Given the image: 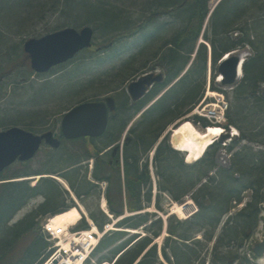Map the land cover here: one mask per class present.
I'll return each mask as SVG.
<instances>
[{
    "label": "trees",
    "instance_id": "obj_1",
    "mask_svg": "<svg viewBox=\"0 0 264 264\" xmlns=\"http://www.w3.org/2000/svg\"><path fill=\"white\" fill-rule=\"evenodd\" d=\"M63 1L65 7L62 13L70 15L66 25L71 21L77 23L73 20L72 14L80 13L86 4L89 5L87 0ZM155 2L163 7L161 10L152 11L144 18V25L159 13L179 11L183 16L180 27L174 28L151 59H157L156 64L164 71L166 76L164 82L143 99L137 101L126 99L118 103L116 110L111 113L106 132L100 137L104 140L103 146L95 143V139L74 140L81 141V147L84 148L81 155L72 154L61 147L41 170L61 174L77 194L82 196L90 193L95 184L88 178V171L83 172V166L81 169L73 166L90 156H95L92 175L97 180L108 181L109 204L115 215H121L125 211L124 188L129 210L142 209L145 200L147 204L151 203L149 152L166 127L193 108L202 97L207 82L209 50L208 46L202 43L186 74L145 109L137 125L130 130L128 140L123 146L124 175H122L119 144L115 146L114 144L120 141L125 128L136 113L184 69L194 53L210 10L209 0H155ZM105 6L103 4L95 9L90 7L93 15H96L87 21L95 22L103 16L113 21L112 17L120 14L119 10L115 14L111 12L116 9L115 7ZM254 6L257 7L258 13L250 12V8ZM243 15L248 17L239 25L238 21L242 20ZM211 27L212 34L207 31L205 37L212 42L215 70L219 58L225 52L246 46L252 49V54L246 58L243 65V77L229 93L232 97L227 110V120L229 124L239 128L240 136L235 137L234 142L227 146L232 152L229 167H221L217 163V155L222 147L219 143L208 148L201 159L191 164L185 162L184 155L174 149L167 138L158 145L154 163L159 177V190L177 201H182L185 196L191 194L199 205V211L189 219L179 220L171 217L175 222L168 227L170 233L162 246V254L171 264H206L208 241H212L216 236L223 217L236 205L241 204L245 200V193L250 191L251 195L243 207L228 216L217 236L208 264H259L253 246L249 247L248 251L245 250V245L246 240L253 235L260 221L264 219L262 215L264 148L261 147L264 146V0H223L211 16ZM210 29L208 27V30ZM136 30H140V26ZM129 32L132 33L126 30L115 35L110 42L114 43L116 39L128 35ZM235 32L238 34L234 35ZM122 86L118 84L117 88ZM212 87L216 88L214 79ZM195 119L203 120L204 125L209 123L200 116H195ZM242 140L251 143L238 146ZM107 147L111 149L110 154L100 155ZM107 154L111 155V158H108ZM59 166L67 170L56 168ZM17 174L0 173V180L15 177ZM146 188L147 192L143 194ZM65 192L59 182L52 177H43L34 186L29 180L0 182V264L43 263L50 242L41 231L40 217L63 210L67 206L63 200ZM37 195H43L45 200L22 219L11 223L16 212ZM159 197L157 205L161 207ZM92 216L100 227L109 220L102 211H93ZM152 216L153 214L148 212L131 215L120 221L119 225L137 228L145 225ZM81 226L86 227L88 224L85 222ZM147 228L150 235L128 248L115 264H134L154 238L161 234L162 218L153 220ZM200 233L204 239L197 237ZM128 234L126 230H117L105 236L94 254L98 256L97 261L100 263L112 260L138 236L131 234L124 239ZM159 262L158 245L154 243L136 264Z\"/></svg>",
    "mask_w": 264,
    "mask_h": 264
},
{
    "label": "rangeland",
    "instance_id": "obj_2",
    "mask_svg": "<svg viewBox=\"0 0 264 264\" xmlns=\"http://www.w3.org/2000/svg\"><path fill=\"white\" fill-rule=\"evenodd\" d=\"M87 1L89 5L86 4L84 10H81L80 13L74 12L76 15L72 14L73 20L77 21V23L71 21L69 25L75 26L78 29H81L83 26L88 24L92 25L95 29L93 46L81 51L74 59L55 66L47 73L40 74L33 70L30 57L24 49V43L30 37H41L54 31L55 29L64 27L66 25L65 23H68L67 19L70 15L62 13V9L65 7V5L63 7L64 1L0 0V131L2 128L4 129L7 126L17 124L38 133L52 129L56 134H61V119L63 113L73 105L87 99H101L107 95L115 96L117 102L119 103L130 97L127 90V86L130 81L137 78L139 75H143V73L147 70H153L154 72L162 70V68L156 64L157 59H151L153 58L154 53L160 49L161 44L172 34L173 30H175L174 28H178L182 24L183 16L179 13V11H174L169 14L159 13L155 15L151 21L144 25V18H146L152 11L161 10L160 8L163 7L155 2V0ZM222 1L223 0H209L210 12L206 17L204 28L198 38L194 53L182 70L183 72H185V70L192 64L193 60L197 56V48H199L202 43H205V41L209 43L208 44L206 42L205 44L208 48L210 46L212 53V42L210 39L205 37V34L207 31L212 34L211 16ZM102 3L106 5L105 7H115L116 9L111 12L115 14L119 10L120 14L114 15L112 17L113 21H111V18L105 19L104 16L100 20L97 19L95 22L87 21L89 18L96 15H93L94 13L91 9L101 7V5H103ZM81 8H83L82 2ZM253 11L258 13L257 7H251L250 12ZM210 13H212L211 16H209ZM249 15L250 14H248V16ZM75 16L77 17L75 18ZM248 16L243 15L242 20L238 21L239 25L243 24L245 18ZM114 22H116V26H114ZM138 26H140V30L137 31L136 28ZM141 26L143 28H141ZM208 27L211 29L208 30ZM126 30L131 31L132 33L130 34L129 32L128 35L116 39L114 43L108 47L98 49V47L108 44L112 38L115 37V35H118ZM233 34L237 35L238 32ZM248 51L249 53L252 52L251 47L246 46L245 48L240 47L239 49V52L244 54ZM209 62L210 60H208L207 82L204 87V92L206 91L204 93L205 101L202 105L207 106V104L217 102L220 104L222 101L231 102L232 96L229 94V89L232 87L230 85H223L225 86L224 88H228L229 90L225 94L216 91L217 93L213 96L210 91L207 92L210 70ZM211 68L212 74H215L213 59L211 61ZM118 84L123 86L121 88H117ZM163 91L164 89L153 97L145 105V108L158 99L159 96L163 94ZM203 108L197 110H200V112L205 114L206 111H204ZM194 111L195 109H193L192 114L190 113L189 116L195 115L196 112ZM141 112L142 110L137 112L125 128L119 141L120 148L123 147V143L127 139L130 130L135 127L137 122L140 120ZM184 117H186V115ZM179 120L181 121L179 118L176 121ZM221 121L228 124V120H224V118H221ZM173 124L174 122L170 123L166 127L165 131L171 128ZM238 132H240L239 128ZM103 141L104 140H101L100 138L95 139V143L100 146H103ZM230 142L234 141L229 137L224 141H220L219 144H230ZM250 143L251 142L249 141L242 140L238 146ZM81 145V141L66 140L63 147L71 151L72 154L76 153L81 155V151L84 150ZM261 147L264 148V146ZM90 149H92V146H90ZM152 150H154V147ZM221 150L222 152L226 151L225 149ZM56 153L57 150H51L50 146L44 145L43 149L40 150L32 160L27 163L18 161L9 167L4 173H8V175L15 173H18L17 175L31 174L15 177L13 179H9L8 181L21 180L27 177L33 184L38 180V175L41 174L32 173H38L43 170L46 167L48 160L51 157H54ZM109 154H107V156L108 158H111V155ZM190 161L194 162L193 159ZM91 163V159H86L82 162L83 172L87 170L89 177H92ZM76 167L81 169V162L79 165H76ZM56 168L63 169L62 166ZM63 170H67V168H64ZM24 171L27 172L20 173ZM155 177H157V174ZM61 178L62 180L60 179L59 184L63 189L67 190V185L65 184L67 181L64 177ZM158 192L159 189L156 188L155 190L154 186L153 204L146 210L159 212L152 213L153 220L157 219L158 215L162 216L161 218L164 226L163 231L154 239L158 245V254L161 255V258L166 263L171 264L162 255L161 247L170 233L168 227L172 222H175V220L171 217L174 216L180 219V215L174 213L175 202L178 201L172 199L169 194H167V196L163 193L160 199L161 207L159 208L157 205L154 206V201L157 200ZM250 195V191L245 193V200L243 203L236 205L232 209L234 213H236L243 206ZM189 198L192 197H186L185 201ZM43 200L44 197L42 195L31 198L16 212L11 220V223L19 221L26 214L33 211ZM63 200L67 204L66 207L81 205L89 212L101 210L98 205V202L100 203V198L97 187L85 196L80 197L78 203L72 197L70 191L63 193ZM156 214L158 215L156 216ZM262 214L264 217V211ZM169 215L171 216L169 217ZM44 217L45 216L40 217V222L44 219ZM227 219V216L223 217L216 231V236L212 241H208L206 245V248L209 249L207 252V264L212 256L211 253L217 236L221 232ZM151 222L152 220H150L148 224L150 225ZM115 229H118V227ZM146 229L148 228H142L141 230L147 232ZM197 237L204 239V236L201 233ZM263 237L264 219L260 221L259 226L256 228L253 235L246 240L247 245H245V250L247 249L249 251V247L255 246V244L261 241ZM126 238L127 237L125 236L124 239ZM204 252H206V249ZM258 262L260 264H264V256H262Z\"/></svg>",
    "mask_w": 264,
    "mask_h": 264
},
{
    "label": "water",
    "instance_id": "obj_3",
    "mask_svg": "<svg viewBox=\"0 0 264 264\" xmlns=\"http://www.w3.org/2000/svg\"><path fill=\"white\" fill-rule=\"evenodd\" d=\"M94 29L86 25L80 30L73 26L47 33L41 37L26 40L24 47L31 58L32 67L38 72H46L54 65L72 59L81 49L93 44ZM241 56L233 55L224 60L219 70L225 76L224 82L234 83L239 74ZM163 75L146 74L132 81L128 90L134 99L144 95L147 86ZM116 108V100L109 95L103 100H86L66 111L62 118V131L67 138L80 136H101L108 127L109 110ZM53 147L61 145V139L52 130L36 134L20 126H11L0 131V172L17 159L28 160L40 149L43 140ZM255 253L264 254V238L255 246ZM165 264V263H163Z\"/></svg>",
    "mask_w": 264,
    "mask_h": 264
},
{
    "label": "built area",
    "instance_id": "obj_4",
    "mask_svg": "<svg viewBox=\"0 0 264 264\" xmlns=\"http://www.w3.org/2000/svg\"><path fill=\"white\" fill-rule=\"evenodd\" d=\"M227 105L226 101L215 105H204L203 107H206L202 108L206 111L205 114L200 111L199 113L208 116L214 122L221 121ZM45 228L54 238H59L65 242V244L58 242L59 246L55 256H60V259L56 264H84L86 257L93 251L100 238V235L94 230L79 231L72 234L66 230L64 225L56 224L53 220H49L45 224ZM109 228L110 225H107L106 230Z\"/></svg>",
    "mask_w": 264,
    "mask_h": 264
},
{
    "label": "bare ground",
    "instance_id": "obj_5",
    "mask_svg": "<svg viewBox=\"0 0 264 264\" xmlns=\"http://www.w3.org/2000/svg\"><path fill=\"white\" fill-rule=\"evenodd\" d=\"M208 60L210 59L208 58ZM239 73L240 75L242 74L241 72ZM211 94L214 96L216 92H212ZM221 130V127L218 125L211 126L209 129L201 130L191 120L184 119L180 123V125L175 128L172 136V142L176 147L186 151L188 150L187 152L189 153L190 159H196L197 157L202 156L207 144L212 139H214L216 135L220 134ZM220 135L222 136L223 133H221ZM183 207L184 206H182L181 204L176 203V205L174 206V213H179L182 217H185V209ZM81 214L82 212L80 211V208L75 206L67 209L66 213H57L55 215V218L56 220H62L63 218H65L74 221ZM230 214H234L233 210L230 211ZM49 264H52V262H50Z\"/></svg>",
    "mask_w": 264,
    "mask_h": 264
},
{
    "label": "flooded vegetation",
    "instance_id": "obj_6",
    "mask_svg": "<svg viewBox=\"0 0 264 264\" xmlns=\"http://www.w3.org/2000/svg\"><path fill=\"white\" fill-rule=\"evenodd\" d=\"M151 70V69H150ZM149 72H151V73H153L154 71L153 70H151V71H149ZM165 77V76H164ZM162 78L161 80H155L154 82H153V85H152V87L147 91V93L145 94V95H143V97H141V98H139V99H143L145 96H147L154 88H156L160 83H162V82H164V80H165V78Z\"/></svg>",
    "mask_w": 264,
    "mask_h": 264
}]
</instances>
